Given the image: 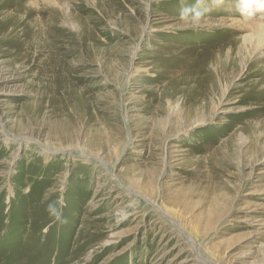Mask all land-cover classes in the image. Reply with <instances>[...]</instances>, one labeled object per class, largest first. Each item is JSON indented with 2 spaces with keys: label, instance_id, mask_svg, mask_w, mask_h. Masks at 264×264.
<instances>
[{
  "label": "rangeland",
  "instance_id": "rangeland-1",
  "mask_svg": "<svg viewBox=\"0 0 264 264\" xmlns=\"http://www.w3.org/2000/svg\"><path fill=\"white\" fill-rule=\"evenodd\" d=\"M49 1L0 0V264H264V7Z\"/></svg>",
  "mask_w": 264,
  "mask_h": 264
},
{
  "label": "bare ground",
  "instance_id": "bare-ground-1",
  "mask_svg": "<svg viewBox=\"0 0 264 264\" xmlns=\"http://www.w3.org/2000/svg\"><path fill=\"white\" fill-rule=\"evenodd\" d=\"M41 0H39V2H40ZM44 2H46V1H49V0H43ZM50 2V1H49ZM48 2V3H49ZM45 4V3H44ZM50 4V3H49ZM43 8V7H42ZM49 9H50V7H49ZM59 9H62L61 7L59 8ZM45 10V9H44ZM51 10V9H50ZM63 10V9H62ZM45 11H47V10H45ZM61 11V10H60ZM64 12V11H63ZM43 13V12H42ZM47 13H48V11H47ZM61 13V12H60ZM67 13V12H66ZM51 14V13H50ZM73 14V13H72ZM26 15V14H25ZM49 15V14H48ZM64 15V14H63ZM66 15V14H65ZM47 17V16H46ZM62 17H64V16H62ZM35 18V17H34ZM62 20H64V19H62ZM61 20V21H62ZM29 21V20H28ZM35 21V20H34ZM31 22V21H30ZM44 22V21H43ZM39 23V22H38ZM60 25V24H59ZM39 26H41V25H39ZM40 28V27H39ZM43 27H41V29H42ZM39 30V29H38ZM19 31V30H18ZM257 32H262L263 30H256ZM20 34V33H19ZM255 39V38H254ZM234 41H237V40H234ZM245 42L246 43H248V44H251L253 47H257V48H259V47H262L263 46V44H264V42L260 39V38H257V39H255V40H253V39H246L245 40ZM215 49L216 47L215 46H211L210 47V49ZM262 48H264V46L262 47ZM261 48V49H262ZM259 50V49H258ZM38 54V53H37ZM254 58V57H253ZM249 60V59H248ZM251 60V59H250ZM262 60H264V53H263V56L262 57H257L256 59H254L252 62H250L249 61V64L247 65V70L249 69V67H250V65H252V63H257L258 61L259 62H262ZM235 87V86H234ZM229 90V89H228ZM224 96H225V94H224V91H222V95H221V98H220V100L218 101L219 102V104H222L225 100H226V98H224ZM231 97V96H230ZM224 98V99H223ZM231 99V98H230ZM233 101V100H232ZM218 102H217V104H218ZM226 102H227V100H226ZM229 103H230V101H229ZM159 111V110H158ZM160 114V113H159ZM166 114V113H165ZM165 114L163 113V117H162V120H159L158 118V121H157V124L156 125H158L159 127H164V125L168 122V119H170V118H168V117H166L165 116ZM158 116V115H157ZM169 116H171L170 114H169ZM155 118V117H154ZM207 119H208V116L207 115H198V117L197 118H194V119H192V120H194L195 122H198V123H200V121H207ZM154 123V122H153ZM173 124V123H172ZM180 127V126H179ZM185 127V126H184ZM83 128V127H82ZM183 128V127H182ZM174 129H176V128H174ZM157 136V135H156ZM159 136V135H158ZM164 137V136H163ZM160 144V143H159ZM115 146V145H114ZM160 147V146H159ZM159 151V150H158ZM160 151H161V149H160ZM248 155V154H247ZM206 165V164H205ZM207 166V165H206ZM207 167H209V165L207 166ZM201 169V168H200ZM202 171V170H201ZM191 175V174H190ZM199 175H200V173H199ZM198 178H200V177H198ZM199 181V180H198ZM202 181V180H201ZM199 183V182H198ZM198 186V185H197ZM194 187V186H193ZM189 188V187H188ZM195 189H197V187L195 188ZM199 192V191H198ZM197 195H198V193H196ZM204 194V193H203ZM216 194H217V192L215 191V193L213 194L215 197H216ZM196 196V195H195ZM194 196V197H195ZM200 196V195H199ZM188 198H190V197H188ZM228 198H230L229 196H226V195H222V196H217V198H213V205H216V206H220L218 203L221 201V199H223V201L227 204L228 202H230V199H228ZM201 199V198H200ZM212 199V198H211ZM212 201V200H211ZM208 202V201H207ZM210 203V202H209ZM205 204H207V203H205ZM212 203H210V205H211ZM199 205H201V203H199ZM212 206V205H211ZM210 211V210H209ZM218 211V208L216 209L215 207H213V211L211 212V213H213V214H211V218H210V216L208 217H206V219L204 218V222H206V225L208 224V225H210L213 221H214V219L217 217L218 218V214H219V212L218 213H216ZM213 219V220H212Z\"/></svg>",
  "mask_w": 264,
  "mask_h": 264
},
{
  "label": "clouds",
  "instance_id": "clouds-1",
  "mask_svg": "<svg viewBox=\"0 0 264 264\" xmlns=\"http://www.w3.org/2000/svg\"><path fill=\"white\" fill-rule=\"evenodd\" d=\"M245 3L251 7L253 4H256L258 7H264V0H245Z\"/></svg>",
  "mask_w": 264,
  "mask_h": 264
}]
</instances>
